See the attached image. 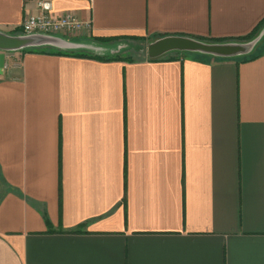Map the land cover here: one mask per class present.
Here are the masks:
<instances>
[{
    "label": "crops",
    "instance_id": "obj_1",
    "mask_svg": "<svg viewBox=\"0 0 264 264\" xmlns=\"http://www.w3.org/2000/svg\"><path fill=\"white\" fill-rule=\"evenodd\" d=\"M54 6L91 31L11 33L37 9L0 0V264H264V0ZM255 28L242 55L78 54Z\"/></svg>",
    "mask_w": 264,
    "mask_h": 264
},
{
    "label": "built area",
    "instance_id": "obj_2",
    "mask_svg": "<svg viewBox=\"0 0 264 264\" xmlns=\"http://www.w3.org/2000/svg\"><path fill=\"white\" fill-rule=\"evenodd\" d=\"M37 9L26 13L21 29L24 33H61L70 37L88 34L92 29L90 20H82L73 13L58 14L55 0H26Z\"/></svg>",
    "mask_w": 264,
    "mask_h": 264
},
{
    "label": "water",
    "instance_id": "obj_3",
    "mask_svg": "<svg viewBox=\"0 0 264 264\" xmlns=\"http://www.w3.org/2000/svg\"><path fill=\"white\" fill-rule=\"evenodd\" d=\"M2 36H6V35L0 32V48L5 47L1 39ZM253 44L254 42L209 43L190 37L172 36V37H161L150 42L147 46V52L150 57H158L174 50L200 51L212 55L235 56V55H242L251 51ZM5 62H6L5 53L1 52L0 74L3 73Z\"/></svg>",
    "mask_w": 264,
    "mask_h": 264
},
{
    "label": "trees",
    "instance_id": "obj_4",
    "mask_svg": "<svg viewBox=\"0 0 264 264\" xmlns=\"http://www.w3.org/2000/svg\"><path fill=\"white\" fill-rule=\"evenodd\" d=\"M21 28L18 27H14L13 29H11V33H16L21 31ZM258 31V28H255L249 35H246L244 37H237V38H200L197 37L195 39L201 40V41H205V42H209V43H223V42H246L248 40L253 39L256 36V33ZM118 39H127V40H141V41H145L147 42L146 45H148L150 42L158 39V36H151L148 38L142 37V36H138V35H124V36H118V37H101L99 38V40L102 41H112V40H118ZM147 47V46H146ZM191 51H187V50H174V51H170L166 54H163L161 56L158 57H150L151 59H176V58H181V57H185L188 55V53H190ZM79 55H90V56H97L100 59L103 60H109V59H113V58H119V59H125V60H134V57L131 56H124V55H117V56H104V55H94V54H90V53H78Z\"/></svg>",
    "mask_w": 264,
    "mask_h": 264
},
{
    "label": "rangeland",
    "instance_id": "obj_5",
    "mask_svg": "<svg viewBox=\"0 0 264 264\" xmlns=\"http://www.w3.org/2000/svg\"><path fill=\"white\" fill-rule=\"evenodd\" d=\"M119 41L121 39H118ZM93 41V40H91ZM123 43V47H121V49L119 51H117L116 55H126V56H131V57H143V56H148V53L146 51V43L145 41H141V40H127V39H123L121 40ZM96 43V42H95ZM91 44H87L85 47L88 50L91 51H96L98 53H100L101 55H108L111 54V47L110 44H107L106 42H97L98 48H90ZM83 53H89V52H83Z\"/></svg>",
    "mask_w": 264,
    "mask_h": 264
}]
</instances>
